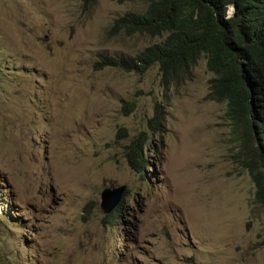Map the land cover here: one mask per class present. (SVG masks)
I'll list each match as a JSON object with an SVG mask.
<instances>
[{
  "label": "rangeland",
  "instance_id": "rangeland-1",
  "mask_svg": "<svg viewBox=\"0 0 264 264\" xmlns=\"http://www.w3.org/2000/svg\"><path fill=\"white\" fill-rule=\"evenodd\" d=\"M148 1L0 0V264H264L249 157L208 99L205 57L166 90L157 65L94 69L164 40L109 35ZM158 103L166 132L142 179L124 147ZM122 185L106 219L100 193Z\"/></svg>",
  "mask_w": 264,
  "mask_h": 264
},
{
  "label": "trees",
  "instance_id": "trees-1",
  "mask_svg": "<svg viewBox=\"0 0 264 264\" xmlns=\"http://www.w3.org/2000/svg\"><path fill=\"white\" fill-rule=\"evenodd\" d=\"M93 1L81 0L82 9L88 11ZM111 1L121 4L132 0ZM231 8L233 13L228 14ZM118 34L164 40L135 56L100 55L94 69L112 67L142 75L157 65L166 90L189 79L191 66L201 55L205 57L206 68L213 75L208 99L225 104L224 118L241 155L249 157L243 165L250 172L256 200L264 211V0H149L142 13L128 12L113 22L109 35ZM124 105H130V110L134 107V103ZM165 122L166 107L158 103L147 120V130L124 147L129 169L142 179L149 167L144 150L152 146L151 136L158 137L162 146ZM121 133L125 135V130L120 129ZM152 150L157 154L159 148Z\"/></svg>",
  "mask_w": 264,
  "mask_h": 264
},
{
  "label": "water",
  "instance_id": "water-1",
  "mask_svg": "<svg viewBox=\"0 0 264 264\" xmlns=\"http://www.w3.org/2000/svg\"><path fill=\"white\" fill-rule=\"evenodd\" d=\"M233 13V8H231V12ZM125 193V186H119L116 188H105L100 193V208L103 212L108 215L110 214L116 206L121 201Z\"/></svg>",
  "mask_w": 264,
  "mask_h": 264
},
{
  "label": "clouds",
  "instance_id": "clouds-1",
  "mask_svg": "<svg viewBox=\"0 0 264 264\" xmlns=\"http://www.w3.org/2000/svg\"><path fill=\"white\" fill-rule=\"evenodd\" d=\"M121 203V202H120ZM117 209V208H116Z\"/></svg>",
  "mask_w": 264,
  "mask_h": 264
}]
</instances>
